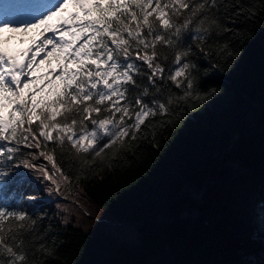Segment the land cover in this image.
I'll return each instance as SVG.
<instances>
[{"label":"snow or ice","instance_id":"obj_1","mask_svg":"<svg viewBox=\"0 0 264 264\" xmlns=\"http://www.w3.org/2000/svg\"><path fill=\"white\" fill-rule=\"evenodd\" d=\"M261 12L242 0H17L0 14V189L34 177L63 197L112 145L154 143L193 100L218 94L198 61L229 62ZM237 22L246 27L229 26ZM25 199L0 203V264L48 256L36 243L48 215L40 189Z\"/></svg>","mask_w":264,"mask_h":264},{"label":"trees","instance_id":"obj_2","mask_svg":"<svg viewBox=\"0 0 264 264\" xmlns=\"http://www.w3.org/2000/svg\"><path fill=\"white\" fill-rule=\"evenodd\" d=\"M198 63L205 88L218 94L193 100L172 127L156 130L154 143L129 140L130 152L112 145L95 157L96 172L62 187L63 197H49L34 177L0 189V203L26 207L40 189L36 203L48 213L37 232L48 252L40 264H264V12L229 62ZM76 196L133 222L139 241L64 224L55 202Z\"/></svg>","mask_w":264,"mask_h":264},{"label":"rangeland","instance_id":"obj_3","mask_svg":"<svg viewBox=\"0 0 264 264\" xmlns=\"http://www.w3.org/2000/svg\"><path fill=\"white\" fill-rule=\"evenodd\" d=\"M48 35H55L57 39L59 38L58 34L49 33ZM13 44H15V41H13ZM74 199L69 197V200H58L55 202V205L59 203L63 205L64 209H67V211H64L56 208L62 218L66 217L68 219L69 222L67 224H72L85 230H103L119 241L131 243L132 246L139 241L138 228L133 222L120 221L113 218L87 198L76 196Z\"/></svg>","mask_w":264,"mask_h":264}]
</instances>
